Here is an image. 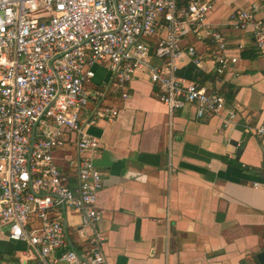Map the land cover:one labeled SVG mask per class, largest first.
Instances as JSON below:
<instances>
[{"label": "built area", "instance_id": "obj_1", "mask_svg": "<svg viewBox=\"0 0 264 264\" xmlns=\"http://www.w3.org/2000/svg\"><path fill=\"white\" fill-rule=\"evenodd\" d=\"M213 7L214 0H0V229L39 264H105L96 203L103 175L93 163L99 140L87 126L117 116L104 101L110 86L126 98L127 83L143 74L170 111L190 106L198 120L217 116L223 127L236 118L223 94L178 73L184 59L197 68L211 61L193 42L184 45L188 36L210 44L216 74L237 62L207 22ZM248 24L264 56V22L248 9L232 14L233 29ZM95 65L109 72L98 87ZM252 131L263 135L264 124ZM70 142L75 155L57 163L56 150ZM68 212L79 221L66 231Z\"/></svg>", "mask_w": 264, "mask_h": 264}, {"label": "crops", "instance_id": "obj_2", "mask_svg": "<svg viewBox=\"0 0 264 264\" xmlns=\"http://www.w3.org/2000/svg\"><path fill=\"white\" fill-rule=\"evenodd\" d=\"M248 9L264 22V0H214L207 22L225 38L237 62L215 73L207 41L197 50L212 55L202 68L184 59L179 75L223 94L237 116L195 117L186 106L170 111L143 74L127 83L129 96L110 86L105 102L118 109L87 131L98 138L93 163L103 175L97 194L98 229L104 234L105 264H259L264 250V56L254 45L252 24L236 30L231 16ZM235 49V50H234ZM93 84L109 79L95 65ZM75 155L73 142L58 148L57 163ZM257 184V185H255ZM69 228L79 221L66 214ZM25 251H28L25 254ZM0 264H39L22 241L0 229Z\"/></svg>", "mask_w": 264, "mask_h": 264}, {"label": "water", "instance_id": "obj_3", "mask_svg": "<svg viewBox=\"0 0 264 264\" xmlns=\"http://www.w3.org/2000/svg\"><path fill=\"white\" fill-rule=\"evenodd\" d=\"M64 216H65V219H66V214ZM65 219H64L63 225L65 227V230L68 231V226L66 224ZM71 246H72V244H71ZM256 258H257L259 264H264V250H262L261 252L257 253L256 254Z\"/></svg>", "mask_w": 264, "mask_h": 264}, {"label": "trees", "instance_id": "obj_4", "mask_svg": "<svg viewBox=\"0 0 264 264\" xmlns=\"http://www.w3.org/2000/svg\"><path fill=\"white\" fill-rule=\"evenodd\" d=\"M186 0H179V3L183 4Z\"/></svg>", "mask_w": 264, "mask_h": 264}]
</instances>
